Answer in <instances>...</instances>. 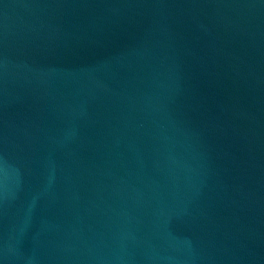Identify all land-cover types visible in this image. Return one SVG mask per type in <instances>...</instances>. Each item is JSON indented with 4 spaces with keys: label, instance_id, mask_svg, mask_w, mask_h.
Instances as JSON below:
<instances>
[{
    "label": "water",
    "instance_id": "1",
    "mask_svg": "<svg viewBox=\"0 0 264 264\" xmlns=\"http://www.w3.org/2000/svg\"><path fill=\"white\" fill-rule=\"evenodd\" d=\"M0 264H264V0H0Z\"/></svg>",
    "mask_w": 264,
    "mask_h": 264
}]
</instances>
